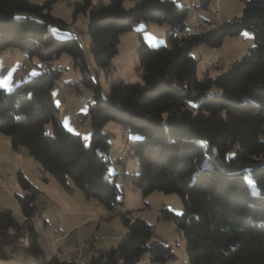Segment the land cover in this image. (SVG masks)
Masks as SVG:
<instances>
[{
  "label": "trees",
  "instance_id": "16d2710c",
  "mask_svg": "<svg viewBox=\"0 0 264 264\" xmlns=\"http://www.w3.org/2000/svg\"><path fill=\"white\" fill-rule=\"evenodd\" d=\"M58 1L0 0V54L27 51L42 68L11 90L0 87V133L11 137L13 150L27 151L63 187L69 189L67 180L72 179L86 198L116 214L114 207L124 202L119 175L107 173L110 142L104 126L117 122L137 135L131 150L140 170L122 173L124 184L136 186L144 196L155 191L181 196L184 214L163 209L162 217L183 230L191 264H264V0H244L239 17L185 35L189 10L174 0H137L130 9L123 0L77 2L74 19L89 12L91 53L106 72L112 69L121 34L137 22L170 27L167 43L159 46L148 45L140 30L137 62L143 81L112 79L106 97L89 74L79 37L58 38L49 29L68 26L51 12ZM211 2L201 0L200 7ZM244 30L253 32L249 52L216 77L209 70L198 77L191 49L200 44L219 47L227 36ZM63 53L73 57L82 82L95 91L89 145L60 121H54L52 133L47 131L58 112L52 89L61 70L43 65ZM17 176L26 191L16 195L24 220L19 222L9 208L0 209V259L26 247L28 232L26 248L35 264H77L42 249L32 223L41 192L22 172ZM119 212L126 235L118 246L94 254L89 264H139L146 252L151 262L176 258L171 246L154 238L151 223L133 219L128 210Z\"/></svg>",
  "mask_w": 264,
  "mask_h": 264
},
{
  "label": "rangeland",
  "instance_id": "374dc122",
  "mask_svg": "<svg viewBox=\"0 0 264 264\" xmlns=\"http://www.w3.org/2000/svg\"><path fill=\"white\" fill-rule=\"evenodd\" d=\"M42 4L45 0H30ZM82 0H60L53 5L52 14L63 19L67 28L60 29L56 25H51L49 29L58 38L78 36L84 49L85 61L90 76L99 85L100 94L106 97L110 91L109 81L120 78L125 82H142V73L138 68V49L141 42L139 32L145 42L150 46L165 45L168 29L167 24L146 23L139 21L134 25V29L127 31L120 36L118 52L112 59V69L110 72L98 67L91 53V38L89 35V12L81 11L74 19L75 4ZM96 3L98 0H92ZM110 2V0H104ZM179 6L188 8V18L186 29L183 35L197 32L203 28H208L211 24L218 25L225 20L239 17L244 9V0H212L207 8L200 7L201 0H174ZM218 1V2H217ZM137 0H123L126 9L135 6ZM219 12V15L217 14ZM170 30V28H169ZM254 44L253 32L244 30L239 35L227 36L219 47H211L207 44L196 45L191 49V54L197 59V75L204 77L209 70L210 77L227 70L229 64L242 58L249 52ZM25 66L28 71L38 73L42 71L41 63L36 56H31L27 51L19 49L7 50L0 54V87L11 90L20 81L30 76H25L20 67ZM61 70V76L57 79L52 89V97L58 112L54 117L61 121H67L66 127L72 132H82L87 136V131H91L89 107L94 103L95 91L85 86L82 82V72L75 67L73 57L68 53H63L56 58L53 63H47L48 69L52 66ZM75 115L83 118L79 122ZM54 120L47 124L48 133H52ZM70 130V131H71ZM104 131L109 133L108 140L110 149L108 158L110 160L107 173L118 174L117 185L121 190V199L126 205V210L131 212L133 219L144 218L154 226L155 239L164 241L171 246L176 254V258L165 263L151 262L148 252L143 255L139 264H191L187 250L186 237L173 219L162 217V210L169 209L177 215L185 212V206L178 193H165L155 191L148 196H144L139 188L134 185H125L122 173L136 174L139 172V159L131 150L133 140L137 135L129 132L121 124L109 121L104 126ZM90 141L86 143L89 145ZM22 172L36 187L42 192L38 201L39 211L32 219L34 228L40 234V245L46 249V254H50L48 248H64L75 244L83 239L87 234L100 236L103 239L95 241L96 253L118 246L120 240L126 235L127 228L123 224L120 212L108 214L99 213L91 217L90 226L79 228L71 236L67 231L66 217L72 213L78 203L74 202L75 196H68L69 203H65L60 197L55 196V187L62 188L61 184L50 174L40 170L38 162L24 155L23 151H15L11 146V137L0 133V209L9 208L13 211L14 217L22 222L24 220L22 211L16 195H24L26 191L18 181V173ZM50 178L51 182L46 183L44 179ZM251 189H254V182L250 177H246ZM57 185V186H54ZM78 193L83 192L77 188ZM68 193V192H67ZM53 196L58 203V207L51 206L52 201L49 196ZM44 202V203H43ZM46 202V203H45ZM73 202V203H72ZM69 205V206H68ZM47 210H50L48 212ZM75 219V217H72ZM46 219L49 220L48 226ZM61 224V225H59ZM99 225V226H98ZM28 232H25V245L28 246ZM92 236V237H94ZM55 239H58L55 241ZM92 240V238H90ZM88 239L85 243L88 244ZM55 241V242H54ZM23 243V240H21ZM54 242V243H53ZM54 244V247H53ZM26 247H19L13 252V256L8 260L0 259V264H35L34 254ZM42 247V246H41ZM80 249V248H78ZM56 250V249H55ZM56 252V251H55ZM70 255L62 256L68 260ZM83 264V262L81 263Z\"/></svg>",
  "mask_w": 264,
  "mask_h": 264
},
{
  "label": "crops",
  "instance_id": "0c3cea01",
  "mask_svg": "<svg viewBox=\"0 0 264 264\" xmlns=\"http://www.w3.org/2000/svg\"><path fill=\"white\" fill-rule=\"evenodd\" d=\"M169 28L170 27H168V29L165 30L166 33L169 31ZM28 73H29V76H33V75L38 74L39 72L38 73L37 72L36 73H32V71L31 72L28 71ZM53 120L54 121H59L58 118H56V117H54ZM67 121L69 123H71L69 120H66L65 118H63L60 122L63 125L66 126ZM71 129H73V128H70L69 130H71ZM71 131H74V130H71ZM75 133L79 134L83 138L85 143H88L90 141L91 131H87V136L82 134V132L79 133V132L75 131ZM40 170H41V167H40ZM44 179L47 181L46 182L47 184L51 182L50 178L46 179V177H45ZM67 183H68L69 189H67V188H65V187H63L61 185L62 188H65L66 191H64L63 189H61L57 185H54V186H57V187H55V194H56L55 196L60 197L67 204L70 202L68 200V196H75L76 199H73V200H74V202L76 201V203H78V205H79L78 207H80L78 209L74 208L72 213H68V215L66 217V220H65L66 221V225H67L66 229H67V231H70V233H69L70 235H68V236H71L79 228H86V227L90 226L91 225L90 222H91V217L92 216L97 215L99 213H103V212H107L109 214L110 212H109V210L107 208H105L98 201H96L94 199H88V198L85 197V195H82L81 193H78V191H77L78 187L75 185V183L73 182L72 179L69 178L67 180ZM41 194H42V192H41ZM49 197L51 198V201H52V205L51 206L53 207V209L58 207V205H57L58 203L56 202V199L53 196H51V195ZM123 207H124V211H125L126 210L125 203L123 204ZM47 211L50 212V210H47ZM71 216L75 217V219H77V220L72 219ZM45 222H46V225L48 226L49 220L46 219ZM59 225H61V224H59ZM94 235H97V234H93V235L87 234L83 238V239H86V240H83V241H87L88 239L92 238V236H94ZM102 239H100V240H102ZM56 240H58V239H55V241ZM100 240H91L90 239L88 241V244L86 245V247L84 249H78L77 248V244L80 243V242H83L81 240L79 242H76L75 244L73 243L72 245H68V246H66L64 248H61V247H59V248H51V249L48 248V251L50 252V254L49 255L47 254V255L48 256L58 255L60 258H62V256H65V255L66 256L70 255V258H67L68 260H75L77 262V264H81L82 262H83V264H89L91 257L97 251L96 250L97 248H96V245H95L94 242L95 241H100ZM41 246H42L43 250L46 249L43 245H41ZM53 247H54V244H53Z\"/></svg>",
  "mask_w": 264,
  "mask_h": 264
},
{
  "label": "built area",
  "instance_id": "2783aa9c",
  "mask_svg": "<svg viewBox=\"0 0 264 264\" xmlns=\"http://www.w3.org/2000/svg\"><path fill=\"white\" fill-rule=\"evenodd\" d=\"M65 1H69V0H65ZM217 14L219 15V12H217ZM43 68L45 70H47L48 69L47 64H44L43 65ZM20 69L22 70V72H23V74L25 76H28L29 75L28 72H27V69H26V67L24 65L22 67H20ZM75 118L78 119L79 122H82L83 121V118L78 117L76 115H75ZM23 154L24 155H28V152L27 151H23ZM1 178H2V175H0V179ZM117 209H118V211H124V207L121 204H117ZM97 238L102 239V237H100V236H97ZM77 246H81V249H84L85 248V241L78 243Z\"/></svg>",
  "mask_w": 264,
  "mask_h": 264
},
{
  "label": "bare ground",
  "instance_id": "6f19581e",
  "mask_svg": "<svg viewBox=\"0 0 264 264\" xmlns=\"http://www.w3.org/2000/svg\"><path fill=\"white\" fill-rule=\"evenodd\" d=\"M114 210H116V211L118 210L117 206L114 207ZM97 239H100V238H97V236L92 237V240H97ZM86 245H87V243H85V247H86ZM77 248L81 249V246H77Z\"/></svg>",
  "mask_w": 264,
  "mask_h": 264
}]
</instances>
